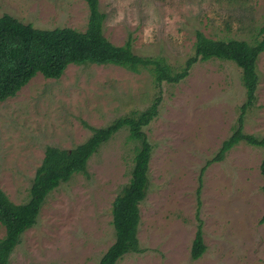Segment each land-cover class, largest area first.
<instances>
[{
    "label": "rangeland",
    "instance_id": "rangeland-1",
    "mask_svg": "<svg viewBox=\"0 0 264 264\" xmlns=\"http://www.w3.org/2000/svg\"><path fill=\"white\" fill-rule=\"evenodd\" d=\"M99 5L109 40L123 45L130 38L137 54L164 57L178 69L194 54L197 30L254 43L264 24V0ZM4 13L38 28L85 31L90 10L86 0H0ZM257 72L256 100L245 113L244 130L264 136V51ZM158 97V113L144 126L153 144L150 187L140 203L144 251L126 253L116 264H264L263 147L241 142L201 174L234 131L247 99L242 69L233 60L199 58L181 80L161 83L146 69L113 64L71 63L59 79L39 72L0 102L1 187L14 202H26L47 145L74 148L92 135L90 126H107ZM135 145L121 128L91 156L87 172L51 191L10 264H98L115 241L112 205L131 179ZM199 218L207 249L192 259ZM5 233L0 223V240Z\"/></svg>",
    "mask_w": 264,
    "mask_h": 264
},
{
    "label": "trees",
    "instance_id": "trees-1",
    "mask_svg": "<svg viewBox=\"0 0 264 264\" xmlns=\"http://www.w3.org/2000/svg\"><path fill=\"white\" fill-rule=\"evenodd\" d=\"M86 1L90 15L85 31L73 27L38 28L10 13L0 16V102L15 96L39 72L47 78L59 79L71 63L113 64L135 72L146 69L151 73L155 83H161L181 80L199 58L229 59L242 69L247 99L242 105V113L234 131L223 140L216 155L206 162L201 174L208 165L222 161L227 152L241 142L264 149V136H257L244 130L245 113L256 100L259 83L257 60L264 51V24L259 30L261 37L254 43L242 38H213L197 30L194 54L187 58L182 68L178 69L164 57L137 54L133 51L130 38L123 45L114 44L104 34L106 13L100 9L99 0ZM158 102L159 97L146 109L119 116L107 126H90L93 129L92 135L74 148L47 145L43 161L32 181L30 197L26 202H14L0 185V223L4 225L6 232L0 240V264H10L14 248L24 232L37 222L48 194L74 174L87 172V163L91 156L104 141L123 127L129 131V138L136 142L134 165L129 183L113 201L115 241L102 255L98 264H116L126 253L144 251L138 235L141 220L140 203L149 191V164L153 152V144L148 139L144 126L157 115ZM260 168L264 189V157ZM201 174L197 189L199 204ZM260 221L264 222V215ZM206 249L203 220L199 218L191 250L192 259L201 257Z\"/></svg>",
    "mask_w": 264,
    "mask_h": 264
}]
</instances>
